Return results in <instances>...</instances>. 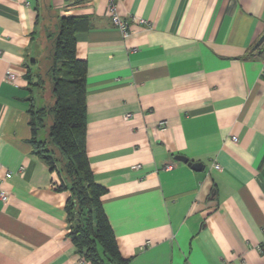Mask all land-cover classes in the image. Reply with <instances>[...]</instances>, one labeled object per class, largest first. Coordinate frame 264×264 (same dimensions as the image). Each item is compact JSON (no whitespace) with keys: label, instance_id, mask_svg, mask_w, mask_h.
Wrapping results in <instances>:
<instances>
[{"label":"crops","instance_id":"1","mask_svg":"<svg viewBox=\"0 0 264 264\" xmlns=\"http://www.w3.org/2000/svg\"><path fill=\"white\" fill-rule=\"evenodd\" d=\"M47 10L87 17V154L123 257L264 264V0H0V264H90L69 234L71 192L31 142Z\"/></svg>","mask_w":264,"mask_h":264},{"label":"trees","instance_id":"2","mask_svg":"<svg viewBox=\"0 0 264 264\" xmlns=\"http://www.w3.org/2000/svg\"><path fill=\"white\" fill-rule=\"evenodd\" d=\"M41 17L27 73L34 151L61 174L58 189L71 192L65 210L79 253L90 264H129L101 201L106 188L96 181L87 154V64L77 57V33L87 17L48 10Z\"/></svg>","mask_w":264,"mask_h":264},{"label":"built area","instance_id":"3","mask_svg":"<svg viewBox=\"0 0 264 264\" xmlns=\"http://www.w3.org/2000/svg\"><path fill=\"white\" fill-rule=\"evenodd\" d=\"M111 15L113 17V22L118 25L119 27H121V29L123 30V32L125 33V35H128V23L126 21H123L121 18H120V15L118 13V11L116 10V7L112 4L111 6ZM142 22H144L142 19H141ZM15 78V75L14 74H9L8 75V79L9 80H12ZM232 139L234 141H237L238 140V137L237 136H233ZM214 167L217 168V169H220V165L219 164H214ZM13 175L12 172H7L6 173V178H10L11 176ZM0 198L4 201V202H7L8 199H9V193L7 191H5L4 189L0 188Z\"/></svg>","mask_w":264,"mask_h":264},{"label":"water","instance_id":"4","mask_svg":"<svg viewBox=\"0 0 264 264\" xmlns=\"http://www.w3.org/2000/svg\"><path fill=\"white\" fill-rule=\"evenodd\" d=\"M263 40H264V35L259 39L257 44L261 43ZM176 158L179 159V160H183V161L189 163L190 165H192L193 167H195L197 169L201 168L200 167V163H193L192 161H189V159L186 156L177 155Z\"/></svg>","mask_w":264,"mask_h":264},{"label":"rangeland","instance_id":"5","mask_svg":"<svg viewBox=\"0 0 264 264\" xmlns=\"http://www.w3.org/2000/svg\"><path fill=\"white\" fill-rule=\"evenodd\" d=\"M42 44H45V42H43Z\"/></svg>","mask_w":264,"mask_h":264}]
</instances>
